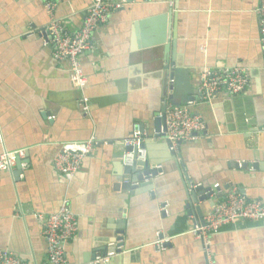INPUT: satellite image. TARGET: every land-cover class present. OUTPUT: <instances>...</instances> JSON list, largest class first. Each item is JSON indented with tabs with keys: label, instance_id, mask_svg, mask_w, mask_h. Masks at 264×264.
<instances>
[{
	"label": "crops",
	"instance_id": "obj_1",
	"mask_svg": "<svg viewBox=\"0 0 264 264\" xmlns=\"http://www.w3.org/2000/svg\"><path fill=\"white\" fill-rule=\"evenodd\" d=\"M258 2L129 0L108 15L80 56L90 105L84 115L68 64L56 61L37 33L49 22L41 0H0V154L26 151L22 166L0 171V252L24 264H47L36 215L56 213L66 201L78 223L65 247L71 264H90L111 245L119 250L100 264H208L189 234L192 226L231 187L264 204ZM90 3L59 0L54 18L74 33ZM204 67L243 68L248 86L240 95L201 101ZM192 100L204 138L180 144L172 158L159 135L165 123L156 131L155 121L168 107ZM135 124L144 134L149 169H160L150 186L128 191L135 176L125 174L124 141ZM92 136L101 144L81 170L71 179L55 173L60 147ZM189 185L212 190L194 206L195 215L185 208ZM162 239L169 241L158 248ZM210 249L213 264H264V222L226 225Z\"/></svg>",
	"mask_w": 264,
	"mask_h": 264
},
{
	"label": "built area",
	"instance_id": "obj_2",
	"mask_svg": "<svg viewBox=\"0 0 264 264\" xmlns=\"http://www.w3.org/2000/svg\"><path fill=\"white\" fill-rule=\"evenodd\" d=\"M59 0H41L49 22L37 33L43 37L44 43L50 46L53 58L58 62H65L69 66L70 83L74 89L80 92L77 105L84 115L90 113L89 99L84 95L87 84L83 72L80 56L91 46L94 32L106 23L108 15L126 7L129 0H91L86 10L82 25L74 32L65 30L63 25L56 21L54 12ZM261 31L260 48L264 58V0H259L256 9ZM32 33V32H31ZM198 87V99L205 102L213 101L220 93L236 96L244 93L248 86V77L243 68L233 67L223 70H212L204 67L200 73ZM195 101H189L185 105L168 107L159 118L164 119V130L161 131V139L170 143V150L178 152L180 144L198 141L204 138L205 124L200 115L194 113L192 108ZM140 127L135 124L129 138L124 141L126 148H136V161H146V151L140 149L144 137ZM101 144L96 137L80 143H68L62 145L55 155L52 165L55 173L64 178L71 179L82 168L84 160L91 156L95 147ZM26 151L18 150L3 152L0 154V171L10 172L19 163L24 162ZM125 167L133 164V153L125 152L123 157ZM239 168L243 164H237ZM160 167H155L159 170ZM41 228V235L47 248V264H71L69 263L65 247L74 239L78 223L68 202L64 201L56 213L48 216L36 215ZM264 222V204L249 200L241 195L235 187H231L221 195V198L213 205L211 211L204 216L202 223L196 222L189 234L201 243L203 254L208 264H213L210 242L213 235L226 225L241 222ZM169 239H162L157 243L161 248ZM104 255L95 257L90 264L106 262L114 251L119 248L111 245ZM0 264H24L19 258L8 251L0 252Z\"/></svg>",
	"mask_w": 264,
	"mask_h": 264
},
{
	"label": "water",
	"instance_id": "obj_3",
	"mask_svg": "<svg viewBox=\"0 0 264 264\" xmlns=\"http://www.w3.org/2000/svg\"><path fill=\"white\" fill-rule=\"evenodd\" d=\"M174 106H178L174 104ZM164 121L163 119H157L155 121V130H159L161 128V125H163ZM164 130V127H163ZM159 132V131H158ZM160 135V134H159ZM160 137H162L160 135ZM167 147L170 149V143L168 141H164ZM146 148V144L143 142L142 145L140 146V149ZM132 152L133 153V164L131 167H126L125 168V174L128 176H135V178L131 179V182L126 184L124 189L128 191H134L139 188H144L145 186H150V181L156 177L158 174L157 170H150L149 169V163L146 159L144 163H139L136 161V156H137V149L136 148H126V152ZM146 151V150H145ZM170 155L172 158H175V153L170 150ZM21 163L17 165L19 166ZM242 169H247V165H242ZM133 184V185H132ZM185 200H186V210H188V214L192 215L195 213H198V209H194L195 205H198L200 202L203 200L207 199L211 194L212 190L209 188H204L202 186L195 187L194 186H185ZM195 215V214H194ZM201 216V215H200ZM199 216V218H200ZM200 220V219H199ZM203 217H201L200 223H202Z\"/></svg>",
	"mask_w": 264,
	"mask_h": 264
},
{
	"label": "bare ground",
	"instance_id": "obj_4",
	"mask_svg": "<svg viewBox=\"0 0 264 264\" xmlns=\"http://www.w3.org/2000/svg\"><path fill=\"white\" fill-rule=\"evenodd\" d=\"M71 33V32H70ZM232 68V67H231ZM226 69V68H225Z\"/></svg>",
	"mask_w": 264,
	"mask_h": 264
}]
</instances>
